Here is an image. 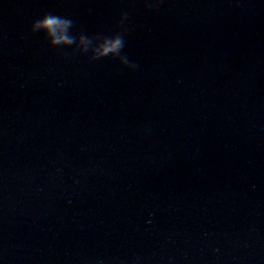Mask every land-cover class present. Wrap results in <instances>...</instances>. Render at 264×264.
I'll use <instances>...</instances> for the list:
<instances>
[{"label":"water","instance_id":"water-1","mask_svg":"<svg viewBox=\"0 0 264 264\" xmlns=\"http://www.w3.org/2000/svg\"><path fill=\"white\" fill-rule=\"evenodd\" d=\"M0 264H264V0H0Z\"/></svg>","mask_w":264,"mask_h":264},{"label":"clouds","instance_id":"clouds-1","mask_svg":"<svg viewBox=\"0 0 264 264\" xmlns=\"http://www.w3.org/2000/svg\"><path fill=\"white\" fill-rule=\"evenodd\" d=\"M149 8L154 7V5H147ZM123 24V19L121 20V27ZM73 27V21L61 17L58 15H53L51 13L46 14L42 19H38L32 24V32H44L46 38L49 40L51 46L61 47V46H71L74 43H77V38L70 35V29ZM123 31L117 32L111 37H104L97 46L92 49L93 59H102L105 57H112L113 59L119 58L121 65L125 67H135L131 65L126 56H122L121 52L125 46ZM95 39H100L96 37ZM81 44H84L85 47L79 48L82 52H87L91 47L93 40L86 38L84 35H81L78 40Z\"/></svg>","mask_w":264,"mask_h":264}]
</instances>
